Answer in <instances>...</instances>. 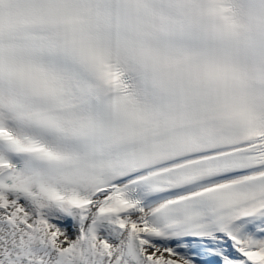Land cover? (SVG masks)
<instances>
[{
    "label": "snow or ice",
    "instance_id": "6c2138e0",
    "mask_svg": "<svg viewBox=\"0 0 264 264\" xmlns=\"http://www.w3.org/2000/svg\"><path fill=\"white\" fill-rule=\"evenodd\" d=\"M0 264H264V0H0Z\"/></svg>",
    "mask_w": 264,
    "mask_h": 264
}]
</instances>
